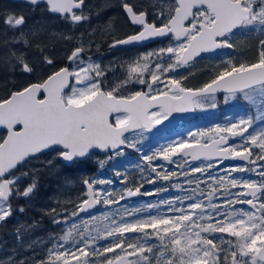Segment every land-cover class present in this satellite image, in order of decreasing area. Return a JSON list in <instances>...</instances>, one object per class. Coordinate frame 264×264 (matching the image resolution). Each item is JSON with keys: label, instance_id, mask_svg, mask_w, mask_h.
<instances>
[{"label": "snow or ice", "instance_id": "obj_1", "mask_svg": "<svg viewBox=\"0 0 264 264\" xmlns=\"http://www.w3.org/2000/svg\"><path fill=\"white\" fill-rule=\"evenodd\" d=\"M26 3L34 8L46 4L71 28L90 19L86 0ZM119 7L134 31L114 39L110 48L150 41L163 46L138 56L127 77L114 86H106L99 64L91 57L85 60L90 41L71 50L62 67L38 39L39 68L24 52L13 50L5 57L29 77L38 70L44 74L0 98V224L13 215L12 198L34 193V179L20 187L34 171H24L32 161L50 166L54 162L46 158L55 155L71 167L91 160L99 150L105 154L100 168L112 162L124 188L117 194L112 179L86 178L82 198L67 202L73 205L70 213L68 208L46 210L52 222L63 227L51 238L47 257L33 264H264V114L258 128L253 118L226 117L225 123L207 130L169 138L147 152L143 148L178 114L216 109L218 92L225 94V103L243 95L264 113V39L254 62L226 61L198 89L186 87V77L170 75L203 59V54L233 48L237 29L264 34V0H150L147 5L120 0ZM5 23L20 29L12 43L33 46L22 30L24 15H9ZM42 30L33 31L32 37ZM60 37L75 39L70 33ZM127 149L139 153L142 163L121 160ZM229 160L242 163L226 165ZM130 168L141 173L132 186L127 180ZM159 181L164 183L145 188ZM171 189L181 195H162ZM138 196L157 199L138 206L121 203ZM97 204L106 206L102 213L90 211ZM89 219L96 222L94 227L87 226ZM32 227L21 225L25 230ZM0 264L29 262L10 257Z\"/></svg>", "mask_w": 264, "mask_h": 264}, {"label": "flooded vegetation", "instance_id": "obj_2", "mask_svg": "<svg viewBox=\"0 0 264 264\" xmlns=\"http://www.w3.org/2000/svg\"><path fill=\"white\" fill-rule=\"evenodd\" d=\"M86 2L89 7L86 8L85 11L89 14L90 19L78 28H71L69 25H66L64 21L60 20L56 14L50 13L47 10L46 4H41L40 7L34 8L26 3V0H0V98H4L10 94L11 91L23 87L28 83L29 79L35 80L44 74L43 71L38 70L35 75L29 77L28 74L20 71L19 66L15 68L12 67L14 61H5V57L11 56L13 50L24 52L28 61L39 68V61L37 60L39 50L35 47V41L37 39L46 45V51L53 55L58 67L67 66V55L70 54L71 50L75 47H78L80 42L87 45L90 41L91 47L85 52V60L91 57L93 62L99 64L104 69L105 84L108 87L114 86L125 79L128 75L129 65L135 62L136 58L142 53L163 46L158 41H150L144 45H124L118 48H110L109 45L114 39L123 38L125 35L134 31V27L130 24L123 14L122 9L119 7L120 0H86ZM129 2L137 5H147L150 3V0H129ZM13 14L16 16L22 14L26 18V23L22 30L28 34V39L33 40L32 47H25L23 42L19 44L12 43L13 37L19 36L20 29H13L10 27L5 23V18ZM40 29L43 30L40 31L39 36L33 38L31 33ZM61 33H70L75 39L72 41L63 40L60 37ZM235 33L236 35L239 34L240 29L235 30ZM6 41L7 43H5ZM229 51L230 49H219L213 53L203 54V59L198 58L197 62L190 67L181 68L178 72L170 73V75L186 77V79H183L182 83L186 87L195 90L202 87L205 82L213 78L218 70L223 69L226 60L221 57L224 52H228V61L232 63L254 62L248 61V54L246 51L243 52L242 48H237L239 53L235 55L233 62V60L230 59ZM213 63H215V65L221 63V65L217 69H214L212 68ZM44 67L48 68L46 65ZM51 70L50 68L48 69V71ZM133 87L138 89L140 86L128 85V88ZM125 94H127V92H125ZM238 95L240 94H237V96ZM216 96L217 108L215 110L220 112L221 109L225 108L224 105L222 106V104L225 103V94L223 92H218ZM193 125H198V110L194 111L193 117L177 122L171 127L161 129L160 132L155 135H180L184 130ZM2 133L3 131L0 132V134ZM104 155L105 154L97 153L92 158L102 157ZM53 156L55 155H50L48 157ZM90 161L91 160H88L80 164L85 165L90 163ZM37 164L35 163V166L40 172L42 171L41 169L46 166L44 163ZM55 164H59L60 170H62L64 165L57 158ZM37 178L39 180L42 178L49 179L41 175H38ZM54 178L68 179L64 175ZM57 181L58 183L60 182L59 179L55 182ZM50 182H52V180H50ZM42 188L45 189V186ZM49 192L46 194H49ZM11 201H13V198ZM11 203L13 209L15 206H18L16 203L14 205V202ZM22 205H25V203L22 202L21 206ZM31 210L33 209L26 207V214L22 213L19 216L16 215L18 216L17 218L13 216L11 222L5 225L6 228L0 229V235L5 237L6 240L10 239L9 237L17 238V235H12L11 233L17 231V228L14 227L19 226L20 223L21 225H25V228L32 226L29 224L30 222H33L36 226L42 223L46 228H52L49 219H47L48 217H43V219H41L42 215L35 211H33V216L30 217ZM23 214H25V216L27 215L26 218H24V223L22 222L24 217ZM28 217H30V219H27ZM40 219L41 221H39ZM25 228L20 229V235L24 237L31 233L32 230H25ZM48 229H45V231H48ZM45 231H42L38 235V239L43 236Z\"/></svg>", "mask_w": 264, "mask_h": 264}, {"label": "rangeland", "instance_id": "obj_3", "mask_svg": "<svg viewBox=\"0 0 264 264\" xmlns=\"http://www.w3.org/2000/svg\"><path fill=\"white\" fill-rule=\"evenodd\" d=\"M261 39H264V34L260 32H248V31H243L240 30L239 34H235L232 37V42L234 44L233 48H230V59L233 60L234 62V57L237 55L239 52L237 51V48H242V51H246L248 54V61H254L258 55V50H259V41ZM222 59L228 61V52H224L222 54ZM221 63L216 64L213 63L212 68L217 69L220 67ZM225 106V108L221 109L220 112L217 110H207V111H201L198 110V125L196 126H190L186 130H184L180 135H173V136H167L162 135V134H157V135H152L150 138L144 142V151L147 152L149 148H151L154 145H157L158 143L162 144L165 143L169 138L175 137L176 139H180V137L185 136V134L189 131H197V130H207L211 126H215L217 124H223L226 122L225 118H236L239 119L241 117L245 118H253L254 119V127H260L261 126V115L264 114L262 113L257 106L253 105L250 103L248 100H246L243 95H238L235 99L229 100L227 103L222 104V106ZM134 153V154H133ZM105 155L102 157H97V158H92L90 161V166L93 167H86V165L79 166L76 168V170L73 172L74 176L67 177L68 179L65 178H57L59 179L58 181L55 182L57 179L54 177H58L57 173L60 169L59 164L56 163V157H47L46 159L53 160V165H46L44 166L41 170L39 171L38 168H36L35 163H42L40 161H32V163L29 165L28 168L24 169V171H29V170H34L32 173H42L44 171L49 170V176L48 177L50 180H52L50 186L47 187L45 186V189H41L39 186H37L36 183V188L34 193L30 198H13L14 205L15 203L18 204V206H15V210L18 212L17 214L21 213L18 211L20 207H24L26 212V207L27 208H32L30 216H33V211L36 213L41 214L44 218L49 217V221L51 222V229L46 228L44 224H39L35 228H30L31 233L28 235L21 236L22 240H17L16 237H9V240H6L5 237H2L0 235V248L2 247H7L8 250L5 249V257L10 258L14 257L15 259H24L27 258L29 264H33V261H39L42 258H46L48 255L47 249L50 246L51 238L54 236H57L61 233V229L63 225L59 224H54L52 222V217L47 214L46 210L52 209V208H60L63 210L64 208L69 209V213L73 207L71 203H67L68 201H77L79 198H82V190L84 189V184L83 180L86 178H95V177H101V178H110L114 181L113 185L111 186L113 189L116 190L117 194L119 193V190L124 188V185L120 183V179L122 177H116L115 171L110 167V162L109 165H106L105 168L101 169L99 166V161L101 159H104ZM121 160L127 161L129 164H134L136 162L142 163L140 161V154L137 153L136 151L132 149H127L126 150V156L123 158H120ZM155 163H163L162 161H155ZM38 165V164H37ZM77 166V165H76ZM74 166V167H76ZM85 168H91V172H86L81 169ZM119 168L120 165H117ZM172 167V166H169ZM123 170V169H122ZM127 171L131 172V175H128L127 180L129 182V186H132V183H139L140 181V176L141 173L136 170L135 168H130L127 169ZM198 175V174H197ZM235 175L238 176H243L244 174L242 173H237ZM252 179H258L255 175H252ZM175 179V178H174ZM26 180L24 179L20 187L23 189L26 187L28 184L25 182ZM163 181H159L157 185H150V184H145V188L152 189L153 187H157L161 184H163ZM203 186V185H202ZM193 187H195L193 185ZM47 188H51L50 192L49 190H46ZM143 190V189H142ZM49 194H46L48 193ZM47 195V196H46ZM162 195L164 196H179L181 195L180 192L176 191L175 189H171L170 191L163 193ZM157 199V197H143V196H138V197H133L131 198L130 201H122L121 203H128L131 205H140L141 203H148L152 200ZM24 202L25 205L21 206V203ZM31 203V204H28ZM20 204V205H19ZM106 206L103 204H100L99 208L91 211L92 213H102L104 211ZM236 207H243L247 208V205H237ZM23 212V213H24ZM25 216V215H24ZM81 217L87 216V213L80 215ZM16 218L18 216H15ZM15 219V218H14ZM88 227H94L95 223L91 219H89L87 222ZM25 226V225H23ZM80 227H83L84 225H79ZM14 228H21V223L19 226H15ZM41 229H48V231H45L43 233V236L38 239V235L42 232ZM12 235H17V231L15 233H11ZM29 236V237H28ZM28 237V238H27ZM38 239V240H37ZM32 245L31 248L28 247V245ZM6 245V246H5ZM153 264H155V261H153Z\"/></svg>", "mask_w": 264, "mask_h": 264}, {"label": "trees", "instance_id": "obj_4", "mask_svg": "<svg viewBox=\"0 0 264 264\" xmlns=\"http://www.w3.org/2000/svg\"><path fill=\"white\" fill-rule=\"evenodd\" d=\"M134 154V153H133ZM84 164H78L76 167H72V168H66V167H64L63 166V168H62V170H60L59 169V171H58V173H57V176H61V175H64V176H67V177H70V176H74L73 175V172L76 170V168L77 167H79V166H83ZM86 165V167H93V166H90V163H87V164H85ZM79 168H81V167H79ZM81 170H83V171H86V172H91L92 173V169L91 168H85L84 169V167H83V169H81ZM49 172V170H47V171H44V172H42L41 174L40 173H32V175H30L29 177H27V178H25V182L27 183V184H30V183H32V181H33V179L37 182V186H39L41 189H42V187L43 186H47V187H51L50 186V184H51V182H50V180L49 179H47V178H42L41 180H39L38 178H37V176L38 175H41L42 177H45V176H49L50 174L48 173ZM46 190H51V188H48V189H46ZM17 207V206H16ZM15 208V207H14ZM18 212L14 209V212H13V215L6 221V222H4V223H2V224H0V229H3V228H6L5 227V225L6 224H8L9 222H11V218L14 216H16V215H20V214H17ZM25 214L27 213V211L26 212H24ZM22 214V213H21ZM25 214H23V215H25ZM27 216V215H26ZM26 216H24L23 217V219H22V222L24 223L25 221H24V218H26ZM31 217V216H30ZM30 217H28L27 219H30ZM49 218V217H48ZM47 218V219H48ZM13 219V218H12ZM41 219H43V216H41ZM41 219L39 220V221H41ZM29 224H31V225H35V224H33V222H30ZM50 224H51V222H50ZM36 226V225H35ZM42 231H45V229H41ZM9 240V239H8ZM0 242H1V240H0ZM6 246V245H5ZM5 249L6 250H8V248L7 247H2V248H0V261H5V262H7L8 261V258L6 259V257H5Z\"/></svg>", "mask_w": 264, "mask_h": 264}, {"label": "water", "instance_id": "obj_5", "mask_svg": "<svg viewBox=\"0 0 264 264\" xmlns=\"http://www.w3.org/2000/svg\"><path fill=\"white\" fill-rule=\"evenodd\" d=\"M193 115H194V112H191V113H185V114H178L177 115V118L175 119V120H173L172 121V123L170 124V125H167L166 124V126H161V129H164V128H167V127H171V126H173L175 123H177V122H180V121H182V120H185V119H188V118H191V117H193ZM3 130H0V132H2ZM97 153H100V154H104V153H102V152H99V150H97ZM62 162V161H61ZM63 164H64V162H62ZM237 163H242V162H240V161H231V160H229V161H225V164L226 165H231V164H237ZM85 187V186H84ZM99 206H100V204H97L93 209H91L90 211H94V210H96V209H98L99 208ZM82 214H85V213H81L80 215H82Z\"/></svg>", "mask_w": 264, "mask_h": 264}]
</instances>
